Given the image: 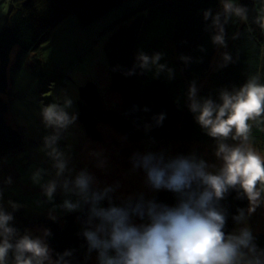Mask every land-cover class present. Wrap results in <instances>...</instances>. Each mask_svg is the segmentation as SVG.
<instances>
[{
	"label": "clouds",
	"instance_id": "1",
	"mask_svg": "<svg viewBox=\"0 0 264 264\" xmlns=\"http://www.w3.org/2000/svg\"><path fill=\"white\" fill-rule=\"evenodd\" d=\"M220 4L221 10L215 14L211 8L204 10L203 19L211 21L205 30L212 31V44L227 48L225 26L229 19L235 16L247 22L249 10L238 0H220ZM252 23L264 35V9ZM238 38L239 34H233V40ZM163 55L138 51L135 63L123 74L133 76L139 69L141 75L152 72L159 78L166 73L169 80L174 79V70L160 63ZM181 60L188 63L191 58L181 56ZM222 60L220 68L234 62L229 52L222 54ZM260 80L259 74L252 75L238 89L221 90L218 100L201 97L195 81L189 85L187 106L205 134L216 141L218 167L194 153L174 157L151 151L133 154V170H143L152 190L176 194L173 206L146 199L143 193L129 196L119 205L113 203L118 185L97 186L96 177L86 167L76 170L69 166L71 157L60 146L78 120V113L69 111L73 100L65 97L62 104L44 106L42 123L52 131L43 137V148L55 171L45 183L41 181L49 173L43 168L33 172L31 179L41 186L48 202L54 201L58 191L65 196L61 204L49 209L48 218L56 221L57 209L75 212L86 208L82 236L89 256L96 252L97 264H264V248L257 246L246 226L248 217L264 206V155L252 146L253 125L264 124V83ZM165 118V113L154 116L155 125H162ZM150 127L145 125L146 130ZM89 155L99 157L102 152ZM105 166V158L97 162V167ZM4 183L11 185L12 178L7 177ZM232 190L237 198L248 200V207L238 209L232 217L245 226L226 233L227 210L220 202ZM8 205L11 212L0 202V264H71L72 250L55 253L49 246V229H41L40 235L28 230L21 234L13 226V213L22 205L11 200Z\"/></svg>",
	"mask_w": 264,
	"mask_h": 264
},
{
	"label": "trees",
	"instance_id": "2",
	"mask_svg": "<svg viewBox=\"0 0 264 264\" xmlns=\"http://www.w3.org/2000/svg\"><path fill=\"white\" fill-rule=\"evenodd\" d=\"M132 1L9 0V9L0 24V160L4 157L6 163L25 146L23 128L15 120L11 108L16 99V83L29 59L34 61L33 68L42 63L37 59L38 50L49 40L50 32L70 15H75L85 27L106 19L99 25L101 31L95 39L83 45L81 54L71 62H76V58L79 61L88 46L100 43L104 35L112 31L104 46L110 90L119 94L124 104L121 110L105 106L93 109L80 98L78 118L88 137L101 140L98 124L107 123L127 141L163 143L174 148L178 155L194 153L199 157L202 147L209 150L216 147V141L205 134L189 111L187 91L195 81L201 97L218 100L221 90L238 89L252 75L259 74L260 82L264 83V35L252 23L257 12L264 9V0H238L248 8L249 19L247 22L235 16L229 19L225 26L227 48L212 44L213 33L205 30L211 21L203 19L204 10L211 8L213 14L221 10L220 0H161L160 8L154 0H143L133 9L118 11L120 6ZM157 21L160 34L155 30L149 32ZM233 34H239V38L233 40ZM141 50L148 55L163 53L160 63L174 70V79L169 80L166 73L159 78H154L152 72L141 75L139 69L136 75L125 76L123 71L133 66ZM224 52L231 53L234 62L220 68ZM181 56L190 57V62L185 63ZM160 113H165L166 118L162 125L156 126L153 117ZM145 125L151 127L146 130ZM252 143L264 149V124L253 125ZM153 198L170 206L176 203V194L166 190L154 193ZM4 200L0 202L4 204ZM220 203L227 210L224 231L232 233L237 224L232 217L238 214V209H247L248 200L237 198V192L232 190ZM86 212V208L68 212L60 223L58 219L37 218L21 209L13 213V226L21 234L28 230L33 235H40V230L47 228L52 233L47 242L55 253L72 250L71 264H97L96 252L89 256L82 236ZM254 237L257 246L264 248V228Z\"/></svg>",
	"mask_w": 264,
	"mask_h": 264
},
{
	"label": "rangeland",
	"instance_id": "3",
	"mask_svg": "<svg viewBox=\"0 0 264 264\" xmlns=\"http://www.w3.org/2000/svg\"><path fill=\"white\" fill-rule=\"evenodd\" d=\"M141 1L143 0H133L127 5L120 6L118 11L133 9ZM160 1L154 0L153 3L160 8ZM8 9L9 0H0V24L3 22V14ZM105 21L106 19L103 18L85 27L75 15H70L50 32L49 40L41 45L39 52L37 51V59L42 63L33 68L34 61L29 59L24 67L14 89L16 99L11 108L15 120L23 128L25 146L20 153L9 158L6 163H4V157L0 160V188L3 189L5 199L3 202L6 209H11L8 205V201L11 200L22 205L19 210L23 209L37 218L49 219V209L55 204H61L65 198L64 194L58 191L54 201L48 202L41 186L34 184L31 179L33 172L43 168L49 173L41 181L45 183L52 178L55 171L52 168L51 159L43 148V137L52 131L46 129L42 123L41 109L44 106L53 102L62 104L65 97H70L74 103L69 111L79 115L81 89L93 83L97 86L100 98L107 109L121 110L123 108L121 96L110 90L111 79L104 51L105 41L112 31L106 33L100 43L88 46L79 61L76 58L74 59L76 62H71L77 54H81L83 45L95 39L97 32L101 31L99 25ZM1 29L2 26H0ZM149 29L151 33L155 30L156 34H160L158 21ZM66 65L72 68L66 70ZM98 129L101 140L96 141L88 137L78 118L75 126L65 134V139L60 142V146L71 157L69 166L76 170L86 167L96 177L97 186L100 188L118 185L113 193L115 202H123L129 196L135 198L141 193L146 199H152L153 194L159 191L148 187L143 170H133L131 157L134 153L149 151L164 152L167 157H174L178 155L175 149L163 143L151 142L152 140L127 141L120 132L107 123L98 124ZM252 146L258 145L252 143ZM254 148L264 155V149ZM215 149L216 147L211 150L202 147L199 158L218 167L220 161L215 157ZM92 151L102 152V155L92 157L89 155ZM104 158L106 166L97 167V162ZM9 176L12 178L11 185L4 183ZM66 213L68 212L56 210L60 223ZM263 220L264 206L257 208L256 212L248 217L246 226L252 230L253 236L264 228ZM244 226L243 223L236 224L233 232Z\"/></svg>",
	"mask_w": 264,
	"mask_h": 264
},
{
	"label": "water",
	"instance_id": "4",
	"mask_svg": "<svg viewBox=\"0 0 264 264\" xmlns=\"http://www.w3.org/2000/svg\"><path fill=\"white\" fill-rule=\"evenodd\" d=\"M80 97L86 105L93 109H103L104 104L100 98L97 86L93 83L81 89Z\"/></svg>",
	"mask_w": 264,
	"mask_h": 264
},
{
	"label": "bare ground",
	"instance_id": "5",
	"mask_svg": "<svg viewBox=\"0 0 264 264\" xmlns=\"http://www.w3.org/2000/svg\"><path fill=\"white\" fill-rule=\"evenodd\" d=\"M113 203H122V202H115V201H113ZM233 232V231H232Z\"/></svg>",
	"mask_w": 264,
	"mask_h": 264
}]
</instances>
